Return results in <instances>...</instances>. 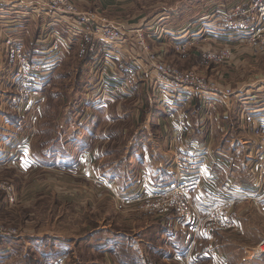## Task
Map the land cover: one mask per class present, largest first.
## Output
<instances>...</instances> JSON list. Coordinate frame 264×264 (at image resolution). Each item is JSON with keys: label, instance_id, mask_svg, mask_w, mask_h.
Wrapping results in <instances>:
<instances>
[{"label": "crops", "instance_id": "1", "mask_svg": "<svg viewBox=\"0 0 264 264\" xmlns=\"http://www.w3.org/2000/svg\"><path fill=\"white\" fill-rule=\"evenodd\" d=\"M73 1L81 8H98L106 15H108L107 13L110 15L111 13L117 16L114 17L116 20L129 21L121 18L122 16L125 17L127 13L123 9L124 6L129 4L126 0ZM221 1L224 2V0H217V2ZM232 1L235 2L227 3L243 2V0ZM34 6L26 2L23 7L16 8V10L12 9L4 15L6 16L5 21L8 33L11 36L19 38L31 54L34 53L33 50L37 44L38 31L36 30L39 19L49 17L29 9ZM114 18L110 19L115 20ZM50 19L49 22H52L53 18L51 17ZM152 19L146 17L138 24L151 21ZM132 24L138 25L136 23ZM223 40L225 39L223 38ZM228 42L231 44H242L240 43L241 40L238 41L236 39ZM0 44L4 50L1 41ZM114 47L127 56L132 55L130 48L126 46L119 45ZM171 49L173 50L171 45H166L164 51L168 54ZM3 50L1 51L0 49V174H2L0 177L10 171L11 167H19L24 172L29 171L28 173H33L28 186V193L31 194L29 195L31 197H27L26 199L35 200L44 191V182L37 176L36 170L40 168H54L55 164H58L59 161L56 158L53 162H45L43 157L36 153L32 141L37 136V123L31 130V127L27 126V122L31 121L33 118L31 113L35 111L37 121L39 120L37 110L41 107L43 90L50 79L49 74L65 58L63 57L59 64L45 71L44 75L39 78L38 82H41L39 86L40 95L37 97L36 108L35 106L28 108L23 113L21 112V114L20 111L18 112L13 108L10 100L7 99L8 94L12 91L13 82L9 74L4 72ZM256 52L264 55L261 49H258ZM113 59L117 62L115 58ZM105 64L106 70L104 71L109 75V81L101 82L98 78L95 79L87 86V95L90 96L93 93L90 99L88 98L86 101L84 99L73 100L72 103H69L72 110L68 114L67 120L71 122L69 124L71 126L70 129L73 131V138L71 139L73 143L70 146L68 145L67 149L71 156L69 160H71L70 165H72V169L77 168V173L88 181L97 180L96 175H100V170L103 171V168L99 161L96 165L92 160L96 159V157L99 158L100 148L96 142L92 146L86 143L91 136H96L99 141L103 133L99 130L98 135L93 129L95 125V120L93 119L95 118L94 113L97 110L101 111L103 105L110 103L116 109L115 111H117L114 115V120L118 121L116 118H123L124 112L123 109H120L123 107V104L129 105L128 101L135 99L136 106L133 105L132 108H134V113L137 114L134 117L133 113V118H136V121H139L141 118V122L139 123V127L133 131L134 140L124 150L126 155H122L114 163L115 170L119 169V171H115L112 175H115V177L117 175L119 179L114 181V177L110 181L104 177L101 181H97L102 183L106 188L109 184H115L119 189H128L126 199L132 197L130 195L131 190L129 189H133V184L137 181L139 183L141 181H148L154 187L173 182L176 174L172 162L177 145L172 144L171 136H177V139L181 142V147H187L188 145L193 150L204 154V158H202L208 165L201 174V189L211 194H224L227 198L238 195L240 199L235 203L231 213L238 226L235 235V232H228L227 234L215 232V235L211 237L202 235H195V237L189 227L174 223V219L170 216L153 215L147 211L140 213L141 211L129 209L132 211L130 213L132 214L131 221H133L135 226L134 229H138L139 226L144 228V225L158 228V233L160 232L162 237L159 243L160 248L158 249L162 250L161 258L164 264H264V253H258L254 247L255 242L258 241L257 239L264 236V195L263 192H259L258 198L245 197L248 192L251 193L255 190V168L252 165H254L256 158L259 156L257 155V151L261 152V148L259 147L260 142L259 138L250 129L242 127L240 121V112L244 110V107L248 108L247 111L250 114L264 121V76L259 79L257 78V80L253 79V82L250 81L243 85H222L231 86L236 92L235 98L218 95L214 92L199 95L194 89L188 88L190 90L186 95L188 98H184V100L183 98L174 100L172 97H167L166 100L170 102L167 108L163 97L148 98L144 106L141 103L142 98L139 89L136 90L137 96L133 91H124L126 96L119 99L103 94L106 85L110 84L113 86L119 83L116 78H113L112 72H116L119 78L125 75L120 69L115 71L109 62L106 61ZM83 72L86 74L89 73V70L84 68ZM142 72L141 79L144 81V88L146 90L153 89L156 86L158 78L154 77L149 71L145 72L142 70ZM160 84L164 85L163 80H160ZM91 89H94V91ZM171 91V89H167L168 93ZM143 94L144 90L142 89ZM238 101L242 103L241 108H239L241 103H238ZM148 104L149 111L145 114L144 110ZM150 112L153 115L152 122L150 119L144 118ZM95 119H98L96 124L101 123L102 119ZM104 119H106V114L104 115ZM77 122L80 124L79 126L76 125ZM105 137H109L107 131L103 133L102 139ZM75 153H78V158L76 159L79 162L73 158ZM104 171H107V167ZM72 173L74 174L75 171ZM189 177L186 176V178ZM71 179L72 183H75L74 178H70V181ZM50 180L51 185L57 184L56 179L51 178ZM193 192L196 195L197 189ZM84 195L88 196L89 200L90 198L93 199L92 194H89V192H85ZM116 201L119 203L120 199ZM121 203V205L117 204L121 211H118L120 216L129 211H125L123 205H127L126 203L129 204L130 202L121 200ZM100 229L92 234L93 236L95 235V238L99 237V241L96 239L93 241L94 244L93 242L88 243L94 255H88L85 258H79L76 255L77 251L70 240L64 239L60 241L55 238V232H51L52 234L48 242H52L53 239L58 241L50 244L52 248H50L49 252H57L58 254L56 258L53 256L47 257L45 259L46 262L43 263L151 264L149 258L144 254V248H141L137 240L141 229L137 230V236L129 235L131 236L129 242L128 240L125 241L122 234L117 233L115 235L114 230L110 226ZM35 232L36 228L31 226H26L23 230L21 229L20 234L18 232L19 235L17 236L22 240H20V245H13V248L22 249L21 253L18 250L15 251L18 257L10 256L11 245L8 238L11 237H4L6 238V242H3L0 247L3 248V252L7 253V258L6 260L0 258V264H30L26 261L30 257L27 251L32 249L38 252L41 251L42 255L47 254L45 251L42 252V247H45L44 242L47 240L39 233L34 234ZM56 235L58 236V234ZM23 237L30 242L23 241ZM149 244L145 243L144 245L147 246ZM178 248H184L186 251L176 254L174 251ZM124 249L131 250V253H125L126 250Z\"/></svg>", "mask_w": 264, "mask_h": 264}, {"label": "built area", "instance_id": "2", "mask_svg": "<svg viewBox=\"0 0 264 264\" xmlns=\"http://www.w3.org/2000/svg\"><path fill=\"white\" fill-rule=\"evenodd\" d=\"M26 2L35 5L30 10L52 17L55 24L65 32L62 34L54 28L55 31L46 32L44 38L38 37L37 43L49 41L51 44L50 51L44 56L31 54L19 38L8 33L4 15L12 9L23 7ZM210 9L208 15L200 17L201 24L194 31L187 28L179 33L180 30L166 23L163 15L135 25L112 20L99 9L81 8L73 0H0V41L7 53L8 74L13 82L11 104L18 112L34 107L40 95L39 78L61 61L64 47L76 40L87 44L93 52L89 66L91 75L98 73L99 66L106 61L115 71L120 69L124 72L122 78L112 72L113 78L119 83L106 85L105 95L124 98V91H135L142 87L143 95L142 89L139 90L144 106L148 98L163 97L167 108L170 104L167 97L184 100L188 98L186 95L190 91L187 88L194 89L199 95L214 92L235 98L236 92L231 86L207 80L197 70L180 68L165 59L166 45L185 54L192 50V46L200 43V48L197 49L201 50L204 60L217 64L226 63L234 59V46L227 43V34H234V39L251 42L264 51V0H243L233 4L221 1L213 4ZM223 38H226L225 41ZM208 39L214 40V43L206 44L204 41ZM119 45L130 48L132 55L119 52L114 47ZM142 70L149 71L158 78L153 89L144 88ZM97 78L101 82H108L110 79L104 70L99 77H94ZM160 80H163L164 85L160 84ZM167 89L172 91L168 93ZM241 106L242 103L239 108ZM247 109L244 107L240 112L241 125L259 138L261 152L257 151L259 156L252 165L255 168V190L248 192L245 197L258 198L259 192L264 195V121L250 114ZM171 141L177 145L172 162L176 174L174 181L158 187L151 186L148 181H137L133 184V189H129L132 196L130 199L125 198L128 189L124 188L119 189L116 196L120 200L138 203L150 214L170 216L174 223L187 226L192 232L202 236L211 237L215 232L235 229L237 223L231 213L240 197L234 195L227 198L224 194L216 195L202 190L201 174L208 165L203 160L204 154L188 145L181 147L177 136H171ZM9 186L8 188L11 187ZM195 189L196 195L193 192ZM13 233H18L17 228L0 224V236H10ZM255 249L258 253H264V237L256 243Z\"/></svg>", "mask_w": 264, "mask_h": 264}, {"label": "rangeland", "instance_id": "3", "mask_svg": "<svg viewBox=\"0 0 264 264\" xmlns=\"http://www.w3.org/2000/svg\"><path fill=\"white\" fill-rule=\"evenodd\" d=\"M126 1L129 2V4L124 6L123 9L127 11V13L125 17L122 16L121 18L129 21L118 19L119 22L138 24L146 17L149 19H156L163 15L165 20H167L166 23L175 27L176 30H180L179 33H182L184 31L183 29L187 28H191V30L194 31L196 26L201 24L200 17L208 15V13L211 12L210 8L213 4L218 3L217 0ZM224 2L235 1L224 0ZM107 14L108 15H105L108 18L117 17L111 13L110 15L109 13ZM50 18L39 19L36 30L38 31L37 37L44 38L46 32H53L55 31L54 28L62 32V34L65 33L55 24L54 19V22H49L51 20ZM233 36L234 34H227L228 39L225 38L226 41L233 40ZM204 42L206 44H213L214 40L208 39ZM240 43L242 44H233L234 57L235 54L236 57L223 64L204 60L201 57V50L197 49L200 48V43H198L197 46H192V50H189L185 54L171 49V51L166 54L165 59L167 62L180 68H193L203 74L207 80L209 79L215 83L234 86L243 85L250 81L253 82V79L257 80V78L259 79L264 76V55H260L256 52L259 48L252 45L253 43L245 41H241ZM50 45L49 41L37 43L34 47L33 54L41 56L48 54ZM0 49L1 51L3 50L1 44ZM88 52L92 51L84 42L80 43L78 40L71 42L70 45L64 47L62 58L64 57L65 59L63 62L60 61L61 64H59V62V66L50 74L48 73L50 79L43 90L41 107L37 110L39 120L37 121L36 111L34 113L32 112L31 116L36 119L32 118L31 121H28L27 126L31 127L32 130V127L34 128V125L37 123V136H35L34 141H32L36 153L40 154L45 162L50 163L57 158L59 163H56L54 168H40L36 170L37 176L44 182V191L40 196L35 198V200L29 199V201L26 199L27 197H31L29 196L31 194L28 193V186L33 173H28L29 171L24 172L19 167H11L10 171L0 177V224L17 228L19 234L21 229L23 230L26 226L35 227L36 232L34 234L39 233L44 236V239L47 241L44 242L45 247H42V252L45 251L47 254L42 255V253H40L41 251L38 252L35 249V251L33 249L27 251L30 257H28L26 261L30 264H46L43 262H46L45 259L47 257L53 256L56 258L57 252H49L51 250L50 248H52L50 244L58 240L63 241L64 239H68L72 242L74 249L77 251L76 255L79 258H85L88 255L91 256L93 250L88 243H92L96 239L99 241V237L95 238V235H92L93 232L109 226L114 230L115 235L117 233L122 234L125 241L128 240V242L129 239H131L129 235L137 236V230L139 231V229H141L137 240L141 248H144L143 251L145 256L149 258L151 264H164L161 258L162 250L158 249L160 248L159 243L162 238L160 232L158 233V228L155 226L151 228L148 225H144V228L139 226L138 229H134L135 226L133 221H131L132 214L130 212L132 211L130 210L141 211L140 213L146 210L140 207L138 203L130 202L129 204L126 203L127 205H123L125 211L130 210L126 213L122 212L124 215L120 216L119 212L121 211L117 204L121 205L123 203H121V200L119 203L116 201L119 199L116 197L119 187L115 184H109L110 187L107 186L106 188L99 182L104 177L110 181L113 180L115 175L112 174L115 173V171H119V169L115 170V161L121 158L122 155H126L124 150L127 149V146L134 140L133 131L139 127V123L141 122V118L139 121L133 118L134 108H132V106L135 105L136 100L133 99L128 101L129 105L123 104V107L120 108L123 109L124 112L123 118H116L118 121L114 120V115L117 111H115L116 109L112 107L110 103L103 105L101 111L97 110V112L94 113L95 118L102 119L100 124H96L98 119L93 118L95 120L93 128L95 133L99 135V130L103 133L107 131L109 136L102 139V133L99 141L96 136H91L86 142L91 146L96 142L97 146L100 148V154H98V156L100 155L102 159L100 160L101 157L99 156V158L96 157V159L94 158L92 160L96 165L98 161L102 165L103 171L100 170V175H96L99 181H88L85 177L77 173V168L72 169V165H70L71 160L69 159L71 156L68 153L67 147L73 143L71 140L73 138V131L70 129L71 126L69 123L71 122L67 120L68 114L72 110L69 103H72L73 100L78 101L84 99V101H86L88 98L90 99L93 93H91L90 96L87 95L88 84L95 80L94 77H99L102 70H106V64L102 62V65L99 66L98 73H92L91 75L89 71V73L84 74V68L90 69L89 66L93 58V55L90 56ZM121 56H124L125 59L124 54ZM3 58V68L5 67L4 72L7 74L8 64L5 50H3ZM139 89L141 90L143 88L140 87ZM91 90L94 91V89ZM136 90L138 89L133 91L135 94ZM12 94L13 92L11 91L7 99L10 100ZM137 95L138 94H136V96ZM149 104L145 107V114L149 111ZM135 111L137 110L135 109ZM105 114L106 119H104ZM136 114L137 113H134V117H136ZM144 118L150 119L151 122L153 121L151 112L148 116L145 115ZM76 125L79 126L80 124L77 122ZM73 158L75 161L77 160V162H79V160L76 159L78 158V153H75ZM106 167L107 171H104ZM73 171H75L74 174L72 173ZM72 177L75 183H72V179L70 181ZM51 178L56 179L57 184L51 185ZM118 179L119 177L116 175L114 181ZM8 186L10 188H8ZM12 186L13 188L15 187V196L14 190H11ZM112 188L115 189L113 190ZM85 192L92 194L93 199L89 197V200L88 196L84 195ZM237 227L238 226H236L235 229L218 232H224L225 234L228 232H235V235ZM51 232H55L54 236H56L55 238L58 240L51 239L52 242H48L52 234ZM19 234L13 233L10 236H0V245L6 242V238L4 237H11L8 238L10 239L9 242L11 245L10 256L18 257L15 251L18 250L19 253L22 252L21 248H13L14 244L20 245V240L22 239H19L17 236ZM56 234H58V236ZM193 235L201 236L200 233L195 234L194 232ZM261 238L257 240L259 241ZM23 241L30 242L25 237H23ZM257 242H255L254 247ZM145 243L150 244L145 246ZM2 249L3 248L0 247V258L6 260L7 253L3 252ZM124 250H126L125 253H131L129 249ZM182 251L184 253L186 250L184 248H178L174 252H176V254H181Z\"/></svg>", "mask_w": 264, "mask_h": 264}, {"label": "trees", "instance_id": "4", "mask_svg": "<svg viewBox=\"0 0 264 264\" xmlns=\"http://www.w3.org/2000/svg\"><path fill=\"white\" fill-rule=\"evenodd\" d=\"M88 54H89L90 56H92V55H93V52H88ZM50 260H51V258H50ZM50 260H49V262H50Z\"/></svg>", "mask_w": 264, "mask_h": 264}]
</instances>
